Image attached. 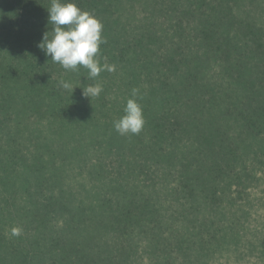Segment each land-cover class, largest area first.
<instances>
[{"label": "trees", "instance_id": "trees-1", "mask_svg": "<svg viewBox=\"0 0 264 264\" xmlns=\"http://www.w3.org/2000/svg\"><path fill=\"white\" fill-rule=\"evenodd\" d=\"M61 2H74L102 23V38L106 41L100 45L102 59L116 62L121 57L124 60L126 49L136 50L134 46L141 50L140 53L148 52L139 40V36L144 37V23L139 26L136 36H125L128 23L124 19V0ZM187 2L190 10L186 15L196 23V37L219 56L221 77L228 79L232 89L234 87V95L226 92L225 109L212 108L207 117L203 113L204 105H200L202 108L199 107L198 112L194 111L196 95L192 93L190 82L178 79L172 82L174 88L171 89V82L156 78L159 85L156 92L165 98L173 92L174 106L178 103L181 109L173 110V117H167L166 123L151 117V137L146 143L134 140L135 151L143 158H164L169 169L178 166L175 172L167 168V175L173 176L175 181L170 192L181 206L180 217L175 213L171 221H163L159 217L162 206L158 199L141 192L135 183V188L129 189L131 183L117 181L100 194L98 205L103 212L96 217L84 218L83 223L87 228L119 238L101 241L81 235L80 225H74L77 215H69L66 237L56 235L37 253L39 256L48 249L43 256L45 264H133L132 252L137 243L129 237L136 233L149 234L152 250L163 254L162 259L161 256L154 258L152 264H175L182 257L187 264H212L211 259L217 255L231 256L238 249H232L233 245L248 238L249 230L239 213L243 211L244 215L250 216L247 209L249 188L264 166L260 160L264 157L260 156L264 155V147L254 152L258 165L247 164L245 160L247 143L260 140L264 144V64L262 57L257 60L260 50L251 45L253 37L259 40L264 35L263 23L256 14L259 9L256 0ZM50 6L51 0H0V130H4L6 148L18 142L22 155L20 131L28 117L46 113L59 118L62 123L58 124V133L78 111L87 114L89 109V105L80 104L74 94L65 96L66 90L59 82L67 81L69 70L53 62L38 47L46 32L51 36L52 25L47 10ZM249 35L251 40L247 38ZM188 60L190 64L183 66L185 72H201L205 67L208 72L214 71L208 60L198 57ZM141 62L146 64L145 60ZM168 68L172 69L171 63ZM257 85L261 86L260 91ZM18 98L23 109L18 107ZM14 133L17 136L14 137ZM185 141L189 143L183 144ZM5 154L14 156L11 149H5ZM153 167L140 166L138 177L147 176V170L149 172ZM29 168L41 175L42 180L35 187L26 181L25 195L34 197L36 193L49 220L55 222L58 217L71 214L72 209L68 207L70 194L58 189L54 175L45 174V165L36 158ZM10 169L11 166H7V170ZM109 176L115 177V174ZM179 220L181 224L183 220L184 225L178 230L176 223ZM261 241L264 259V240ZM37 256L24 254L20 256V264L42 258ZM181 264L185 263L181 261Z\"/></svg>", "mask_w": 264, "mask_h": 264}, {"label": "rangeland", "instance_id": "rangeland-1", "mask_svg": "<svg viewBox=\"0 0 264 264\" xmlns=\"http://www.w3.org/2000/svg\"><path fill=\"white\" fill-rule=\"evenodd\" d=\"M124 5L126 6L124 19L128 23V28L124 31H128V34L125 36L131 35L130 38L136 36L139 26L144 23L146 26L143 29L144 37L139 36V40L148 48V52L140 53L141 50L134 46L136 50L126 49V58L123 60L120 57L116 62L102 59L100 54L101 64L115 65L116 70L103 71L95 80L87 78L88 70L83 67H79L78 71L69 70L67 81L72 84L74 90L73 92L66 90L65 96L74 94L80 104L89 105L87 114L78 111L77 116L58 133V124L62 123L59 118L50 117L46 113L28 117L23 122L21 134L19 133L23 155L20 153L18 142V145L11 143V146L6 148L4 130H0V264H20V256L27 254L28 257H36L51 238L57 237L56 235L66 237L69 230L66 225L69 215H77L74 218V225L76 223L80 225L81 235L93 236L101 241L119 238L112 234H102L101 230L87 228L83 223L84 218L96 217L103 212L98 205L100 194L109 190L117 181L131 183L129 189H134L135 183L141 192L158 199L162 206L159 217L163 221H171L175 213L180 217L178 211L181 210V206L170 192L175 181L173 176L167 175L169 170L175 172L178 166L174 165L169 169L164 158H143L135 151L137 144L134 140L140 139L146 143L151 137V117H157L166 123L167 117H173V110L181 109L178 103L177 107L174 106L173 92L168 93V98L156 92L159 88L156 78L171 82V89L174 88L172 82L178 79L190 82L192 93L196 95L194 111L198 112L200 105H204L203 113H206L207 117L212 108L225 109L223 101L226 100V92L233 96L234 87L232 89L228 79L224 80L221 77L219 56L196 37L194 30L196 23L194 24L186 15L190 10L187 0L173 2L124 0ZM256 6L259 8L256 12L257 17L264 27V0H256ZM247 38L251 40V35ZM251 45L260 50L261 55H257V60L262 57L264 64V35H261L259 40L253 37ZM118 54L119 52H116V55ZM120 54L122 55L121 52ZM191 57L208 60L214 71L208 72L207 67L192 74L183 71V66L190 64L188 59ZM142 60H145L146 64H142ZM169 63L172 69L168 68ZM174 66L179 69L174 70ZM95 83L101 84L103 91L99 96L85 97L82 87ZM262 86L264 90L263 81ZM134 88L139 89L137 100L142 107L145 123L138 135H120L115 131L113 122L124 114L126 101L132 98ZM257 88L261 90L260 85H257ZM17 103L18 107L20 105V109H23L21 100ZM247 145L248 150L245 151L247 164L254 162L258 165L254 159V152L259 147H264L263 142L255 140ZM5 149H11L14 156L7 157ZM36 158L37 162L45 165L46 175L55 176L58 189L61 191L64 189L66 194H70L68 207L72 209L71 214L58 217L55 222L48 219L41 203L37 201L35 192L34 197H28L23 192L26 181L35 187L42 180L41 175L29 168ZM260 160L264 162V157ZM176 163L178 165L179 161ZM142 165L154 167L149 172L146 169L147 176L138 177ZM7 166H11L9 171ZM263 168L264 166L258 171L259 177L249 188L247 209L251 212L250 216L244 215L243 211L239 213L242 223L249 230L248 238H244L237 246L233 245L232 249L236 247L238 249L231 256L217 255L211 259L212 264H264L261 247V240H264ZM110 174H115V177L109 176ZM39 215V218L36 217ZM183 225V220L182 224L181 220L176 223L178 230ZM13 227L22 229L19 236L11 235ZM148 236L150 235L147 233H136L129 237L133 238L135 244L137 243L132 252L133 264H152L154 258L160 259V256L163 258V254L152 250ZM47 250L45 248L37 256L42 258L25 263L45 264L46 258L43 256L48 253ZM181 261L187 264L183 257L175 264H181Z\"/></svg>", "mask_w": 264, "mask_h": 264}, {"label": "clouds", "instance_id": "clouds-1", "mask_svg": "<svg viewBox=\"0 0 264 264\" xmlns=\"http://www.w3.org/2000/svg\"><path fill=\"white\" fill-rule=\"evenodd\" d=\"M48 10L52 25L51 36L46 32L38 47L45 51L51 60L60 64L65 70L78 71L79 67L88 70V79L95 80L103 71L114 72L115 65L101 64L100 45L106 43L102 38V23L91 13L81 10L74 2L51 0ZM60 86L65 90L74 88L68 81L61 80ZM83 95L91 98L103 91L99 83L82 87ZM139 89H132V98L126 101L124 114L113 122L115 131L120 135H138L144 126L143 110L138 103ZM22 229L13 227L12 236H19Z\"/></svg>", "mask_w": 264, "mask_h": 264}]
</instances>
